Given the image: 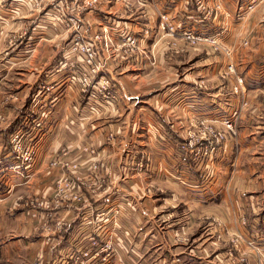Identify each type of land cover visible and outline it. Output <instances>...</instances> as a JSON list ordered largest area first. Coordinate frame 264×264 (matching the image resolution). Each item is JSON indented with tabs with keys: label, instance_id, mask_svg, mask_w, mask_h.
<instances>
[{
	"label": "crops",
	"instance_id": "0c3cea01",
	"mask_svg": "<svg viewBox=\"0 0 264 264\" xmlns=\"http://www.w3.org/2000/svg\"><path fill=\"white\" fill-rule=\"evenodd\" d=\"M83 1L43 0L34 9L27 0H0V112L7 117L0 123V264H64L90 245L81 233L114 226L109 218L96 227L91 207L120 214L111 235L118 251L106 264H242L243 252L249 264H264V100L255 97L264 89V0L248 13L252 0H223L232 18L221 36L250 105L236 134L201 161L179 144L202 121L228 116L239 98L233 79L217 75L223 53L156 41L159 10L200 26L192 0H99L80 13L81 31L105 63L96 79H110L117 93L112 102L82 89L85 63L69 47L75 31L58 17L59 7ZM129 32L139 38L133 51L120 46ZM17 131L34 140L30 167L11 149ZM56 158L79 168L52 166ZM66 175L87 202H63L55 219L69 224L56 233L42 226L46 211L35 215L28 203L54 197ZM239 233L259 254L243 241L234 245Z\"/></svg>",
	"mask_w": 264,
	"mask_h": 264
},
{
	"label": "built area",
	"instance_id": "2783aa9c",
	"mask_svg": "<svg viewBox=\"0 0 264 264\" xmlns=\"http://www.w3.org/2000/svg\"><path fill=\"white\" fill-rule=\"evenodd\" d=\"M33 4V8H41L43 0H27ZM57 1V0H50ZM99 0H84L82 4H77L74 10L72 5H63L58 9V17L61 23L68 29H74L75 34L69 41V47L72 52L78 53L83 57L85 63V70L80 76V83L82 89L89 94V99L94 101L112 102L117 100V94L113 89L111 80L106 77H99L96 79L97 73L102 70L105 63L99 60L98 50L95 45L87 41L81 31V17L80 13L89 7L95 6ZM191 1L188 3L190 4ZM195 11L197 13L196 20L200 23L197 28L190 27L185 23L180 22L167 10H159L158 24H157V40L164 37L170 39L173 45H179V41L186 44L196 46L206 44L209 45L215 52L223 53L226 57V62L219 70V75L223 78H234L232 85V92L239 98V105L232 109L230 114L226 117L215 119L214 121H202L197 125L194 131L189 133L187 140L179 144L180 149H195L196 159H208L217 149L218 145L224 143L228 138V133L235 135V124L240 117L242 110L247 106V95L245 92V81L240 73L236 70V64L232 57V49L227 47L221 36V32L227 30L232 15L224 5L223 0H192ZM256 1L252 0L246 6L247 13L255 9ZM218 24L219 26H214ZM150 29L144 31V34H150ZM107 42V44H106ZM244 44L248 41L244 40ZM106 47L109 46L108 40L105 41ZM139 38L135 33H126L123 37L120 46L127 47L126 51H133L138 48ZM178 48V47H175ZM7 119L4 112H0V123ZM12 151L14 157L19 161L20 165L30 167L36 159L35 143L32 136L28 137L25 133L17 131L11 136ZM50 164L52 166H60L66 169L77 170L79 165L71 163L67 160L53 159ZM146 168L147 165H144ZM97 168V166H95ZM86 197L79 191V186L72 176L66 175L56 183V191L54 197L46 199L34 198L29 201V205L33 206L35 215H37V208H42L46 211V219L42 226L50 231L62 233L68 226V221L65 218L55 219V210L63 202H78L86 203ZM94 225L101 227L100 222H107V219L113 218L114 226L110 230H106L102 234L81 233V235L90 241V245L77 253L68 254L65 258L64 264H106L115 254H117V246L111 237L112 233L118 229L120 225V214L118 210L107 212L105 210H96ZM55 220L54 223H51ZM245 222V221H244ZM53 226V227H52ZM105 226L102 227L104 229ZM50 239V238H49ZM234 245H238L243 241L248 251L259 254L258 247L252 239L244 237L242 234L234 235L232 239ZM73 262H70V261ZM242 264H249L247 259V252L239 258ZM33 264H42L41 258Z\"/></svg>",
	"mask_w": 264,
	"mask_h": 264
},
{
	"label": "rangeland",
	"instance_id": "374dc122",
	"mask_svg": "<svg viewBox=\"0 0 264 264\" xmlns=\"http://www.w3.org/2000/svg\"><path fill=\"white\" fill-rule=\"evenodd\" d=\"M157 24H158V22H157ZM156 29H157V26H156ZM244 42V40L242 41V44L243 45H247V44H244L243 43ZM169 47L171 48V49H177V48H175V47H178V48H186V47H192V48H194V49H202V48H204V47H209V45H206V44H202V45H196V46H192V45H189V44H186L185 42H183V41H179V45H173L172 43H169ZM223 67V65L220 67V68H222ZM220 68L218 67L217 68V75L220 77V78H222V79H225V78H223V77H221L220 75H219V70H220ZM237 69V68H236ZM242 76V75H241ZM243 77V76H242ZM244 78V77H243ZM231 79H233V82H234V78L232 77ZM227 80H230V79H227ZM245 81V80H244ZM206 83V81L204 82V84ZM233 85V84H232ZM244 86H245V84H244ZM245 92L247 93V90L245 89ZM116 93V92H115ZM117 94V93H116ZM236 95V94H235ZM247 95V101H248V104H247V106L245 107V108H248L249 107V105H250V100H248V94H246ZM118 97V96H117ZM256 97V99H262V100H264V89H262L261 91H258V95H256L255 96ZM249 99H250V97H249ZM260 111H259V108H256L255 109V113L254 114H261V113H259ZM239 120V119H238ZM237 120V122H236V124H235V127H234V130H235V134H236V127H237V125H238V121ZM10 145H11V149H12V144H11V138H10Z\"/></svg>",
	"mask_w": 264,
	"mask_h": 264
}]
</instances>
